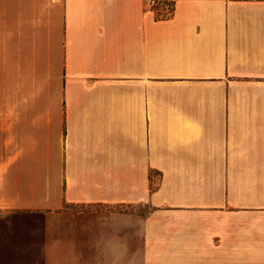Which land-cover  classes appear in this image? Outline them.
<instances>
[{
	"label": "crops",
	"instance_id": "0c3cea01",
	"mask_svg": "<svg viewBox=\"0 0 264 264\" xmlns=\"http://www.w3.org/2000/svg\"><path fill=\"white\" fill-rule=\"evenodd\" d=\"M42 4L0 108V209L147 207L98 259L54 241L44 264H264V0ZM22 229L0 223L3 251L32 245Z\"/></svg>",
	"mask_w": 264,
	"mask_h": 264
},
{
	"label": "rangeland",
	"instance_id": "374dc122",
	"mask_svg": "<svg viewBox=\"0 0 264 264\" xmlns=\"http://www.w3.org/2000/svg\"><path fill=\"white\" fill-rule=\"evenodd\" d=\"M42 3L43 0H0V108L2 100L10 98L8 80L15 77L14 66L20 65L23 54L37 43H43L46 37L45 29L49 23L45 15L54 14V10L50 11ZM151 177L154 182L158 174L152 172ZM131 210L143 213L147 207L66 204L53 211L0 209V223L21 224L23 237L32 242L29 248L16 251H3L0 247V255L20 252L31 257L30 264H44L43 246L46 243L69 241L72 252L98 259L104 252L100 241L107 244L108 238L115 234L119 214ZM134 242V245L138 244L137 240ZM53 253H69V250L59 245Z\"/></svg>",
	"mask_w": 264,
	"mask_h": 264
},
{
	"label": "built area",
	"instance_id": "2783aa9c",
	"mask_svg": "<svg viewBox=\"0 0 264 264\" xmlns=\"http://www.w3.org/2000/svg\"><path fill=\"white\" fill-rule=\"evenodd\" d=\"M150 10L158 18L169 17L174 8L175 0H147Z\"/></svg>",
	"mask_w": 264,
	"mask_h": 264
},
{
	"label": "clouds",
	"instance_id": "9594fccd",
	"mask_svg": "<svg viewBox=\"0 0 264 264\" xmlns=\"http://www.w3.org/2000/svg\"><path fill=\"white\" fill-rule=\"evenodd\" d=\"M119 247L121 249V254L126 253L127 245L126 244H119V245H112V247Z\"/></svg>",
	"mask_w": 264,
	"mask_h": 264
},
{
	"label": "trees",
	"instance_id": "16d2710c",
	"mask_svg": "<svg viewBox=\"0 0 264 264\" xmlns=\"http://www.w3.org/2000/svg\"><path fill=\"white\" fill-rule=\"evenodd\" d=\"M151 174H152V172L150 171V180H151ZM152 187H153V185H152Z\"/></svg>",
	"mask_w": 264,
	"mask_h": 264
}]
</instances>
